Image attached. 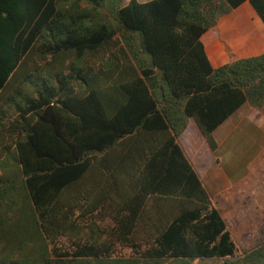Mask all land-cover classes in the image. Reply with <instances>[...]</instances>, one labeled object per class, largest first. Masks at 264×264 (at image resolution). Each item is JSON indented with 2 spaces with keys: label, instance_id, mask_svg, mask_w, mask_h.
<instances>
[{
  "label": "trees",
  "instance_id": "1",
  "mask_svg": "<svg viewBox=\"0 0 264 264\" xmlns=\"http://www.w3.org/2000/svg\"><path fill=\"white\" fill-rule=\"evenodd\" d=\"M243 1L0 0V264H264L176 142L264 112V53L205 52Z\"/></svg>",
  "mask_w": 264,
  "mask_h": 264
},
{
  "label": "crops",
  "instance_id": "2",
  "mask_svg": "<svg viewBox=\"0 0 264 264\" xmlns=\"http://www.w3.org/2000/svg\"><path fill=\"white\" fill-rule=\"evenodd\" d=\"M236 9L239 12L236 14L232 10L231 15L243 19L241 22L237 20L241 33L237 36L241 39L237 50L264 53L263 22L248 0ZM218 29L219 38L205 46L212 68L221 66L227 54L234 56L233 50L222 39L219 23ZM213 44L220 53L216 60H213ZM212 139L215 151L209 148L194 121L189 119L176 142L198 175L212 205L219 210L235 244L238 247L249 246L257 226L264 219V192H252L248 185L251 168L259 163L264 153V112L243 104L212 132Z\"/></svg>",
  "mask_w": 264,
  "mask_h": 264
},
{
  "label": "rangeland",
  "instance_id": "3",
  "mask_svg": "<svg viewBox=\"0 0 264 264\" xmlns=\"http://www.w3.org/2000/svg\"><path fill=\"white\" fill-rule=\"evenodd\" d=\"M129 0H123V5H125ZM138 3H144L149 0H136ZM237 10V9H236ZM234 10V11H236ZM234 11H231L230 14L219 16L218 23L222 26V39L227 44V46L233 50L232 53L234 54L235 58H245V57H252L256 54H259L261 51H255L252 53L251 51L247 50H237L240 48L241 39L239 37H234L231 35V31L233 29L231 26H227L228 24V16H230ZM251 55V56H250ZM253 171L249 177V189L252 192H264V153L259 160V163H255L252 168ZM215 260H205L201 262V264H213Z\"/></svg>",
  "mask_w": 264,
  "mask_h": 264
}]
</instances>
